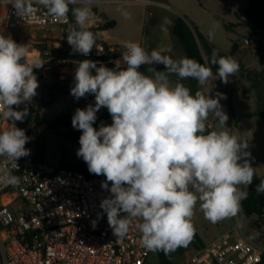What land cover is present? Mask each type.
Segmentation results:
<instances>
[{
    "label": "clouds",
    "instance_id": "9594fccd",
    "mask_svg": "<svg viewBox=\"0 0 264 264\" xmlns=\"http://www.w3.org/2000/svg\"><path fill=\"white\" fill-rule=\"evenodd\" d=\"M10 2L19 17L34 11L33 0ZM35 2L53 21L67 22L71 11L74 24L68 25L67 42L75 52L87 56L93 48L99 49L87 27L93 13L86 5L91 0L71 9L78 0ZM169 23L165 18L162 30ZM213 35L210 31L209 38ZM123 47L126 51L113 62L114 68L97 66L99 62L90 59L76 66L70 94L77 100L95 96L94 105L77 108L72 117L73 128L81 131L76 155L90 173L106 177L101 187L110 196L101 200L100 208L114 236L122 239L134 226L145 248L168 253L187 246L197 203L212 223L234 217L247 198L238 186L250 185L255 175L248 143L238 140L226 126L228 116L220 103L224 94L205 96L199 90L192 94L182 83L171 86L169 76L181 81L191 78L204 86L215 80L212 66H218L216 74L228 83L239 64L232 56H220L216 49L204 64L187 57L173 59L168 47L148 51L130 41L123 42ZM27 53L26 45L0 34V119L13 125L0 131V158L10 166L0 170V183L12 185L18 177L10 169L18 168L17 161L30 155L25 147L30 138L15 125L28 115L27 105L39 87L33 69L43 65L29 63ZM157 64L165 70H156ZM142 65L149 66L150 74L139 70ZM21 105L24 108L18 110ZM102 107L112 123H101L97 130L93 125ZM209 113L217 118L218 130H207ZM256 190L264 192V180Z\"/></svg>",
    "mask_w": 264,
    "mask_h": 264
},
{
    "label": "built area",
    "instance_id": "2783aa9c",
    "mask_svg": "<svg viewBox=\"0 0 264 264\" xmlns=\"http://www.w3.org/2000/svg\"><path fill=\"white\" fill-rule=\"evenodd\" d=\"M103 2L112 0H91L87 5ZM77 6H85L84 0L69 7ZM0 7L2 18L9 26L71 24V11L67 22L53 21L35 0L33 13L23 17L16 15L10 0H0ZM14 41L26 45L27 56L34 54L37 61L43 63L34 68L42 78L55 75L61 81L73 83L81 60L97 61V66L100 63L113 65L114 60H107L106 56L126 51L123 45L96 40L99 49L93 48L84 56L62 38L58 42H44L41 48L23 39ZM260 45L256 37L238 43L239 48L247 49L253 57L258 55ZM15 126L23 128L21 121ZM206 126L208 131L214 129L211 123ZM11 127V121L0 119V131ZM17 163L18 168L10 170L18 177V183H0V264H151L152 251L141 244V234L134 226L122 239H117L109 227L107 215L100 208L101 200L110 196V192L101 187L105 177L53 167L45 161L19 159ZM6 167L10 166L0 158V170ZM257 220L264 231V210ZM263 254L264 246L241 231L223 235L197 251L188 264H260Z\"/></svg>",
    "mask_w": 264,
    "mask_h": 264
},
{
    "label": "rangeland",
    "instance_id": "374dc122",
    "mask_svg": "<svg viewBox=\"0 0 264 264\" xmlns=\"http://www.w3.org/2000/svg\"><path fill=\"white\" fill-rule=\"evenodd\" d=\"M105 5L97 6L96 12L92 11L90 19L102 18L104 21H114L117 26L112 28L108 36L112 40L133 41L137 32L132 28V23L138 22L140 30L143 23L162 24L164 19L173 21L176 16L185 17L193 24L198 31L209 37V32H214L211 38L221 49L229 51L234 42L240 43L243 39L256 37L261 41L258 55L253 57L247 49L239 48L238 59L240 60L245 73L236 72L229 77V82L224 83L219 76L213 73L215 80H209L207 84L200 88V91L207 96L215 97L217 93H223L226 98L221 99L223 111L227 114L226 126L230 128L232 135L238 140L247 142L251 153L250 161L255 167L258 176L264 175V32H252L246 25L242 15L243 6L239 0H115ZM248 3L249 0H242ZM130 2V3H128ZM1 13V7H0ZM149 14L153 16H149ZM240 23L238 27L226 31L224 26ZM31 30L23 31L18 28L8 29V36L11 38H22L28 42L34 31L33 45L42 47L44 42H58L61 38L68 44L64 35L68 26L55 27H28ZM97 41L102 42L103 36L96 34ZM173 59L185 57L182 48L174 41L171 53ZM114 66V65H113ZM115 67V66H114ZM108 67V68H114ZM164 71V70H163ZM37 77L39 87L37 95L33 97L31 103L27 105L33 113H38L44 119L54 120L59 115L68 113L74 115L77 108H85L89 104H95V96L88 94L79 100L70 94L73 82L61 81L55 75L50 78H42L38 70H33ZM185 87L195 91L191 87V81H183ZM55 90L51 92V87ZM199 90L197 86L196 91ZM51 102V103H50ZM51 104V105H47ZM24 105L20 106V110ZM97 115L105 117L106 122H111L112 118L106 108H101ZM206 123L213 125V130H218L217 118L210 113ZM22 123V122H21ZM25 133L30 130L35 134L45 137V162L53 167L74 164L87 167L82 158H78L76 153L80 145L71 143L64 137L65 130L60 128L55 134L45 125H40L31 121L23 124ZM30 142L33 140L30 138ZM93 174V173H92ZM106 178V177H105ZM240 190L246 192V185H239ZM194 230L199 239L206 245H211L223 235H232L243 231L255 242L264 234L263 226L257 220V216L245 218L241 211L236 216L224 219L217 223H212L204 218L197 203L194 216L192 218ZM194 250H189L184 255L176 258L177 264H188ZM151 264H157V260L152 258Z\"/></svg>",
    "mask_w": 264,
    "mask_h": 264
},
{
    "label": "trees",
    "instance_id": "16d2710c",
    "mask_svg": "<svg viewBox=\"0 0 264 264\" xmlns=\"http://www.w3.org/2000/svg\"><path fill=\"white\" fill-rule=\"evenodd\" d=\"M244 22L250 28H254L257 31L264 32V0H249L248 4L242 11ZM71 24H74V17L71 13ZM195 30L198 41L196 40L190 26ZM240 23L229 24L224 26L226 31L232 30L233 27L240 26ZM115 26L114 21H110L96 29L97 31H104L111 29ZM171 35L177 41V44L182 48L185 57L191 58L199 63L207 64L211 58L213 49L218 50L220 56H232L239 64V72L245 73V70L238 59V42H234L232 48L229 51L222 50L219 46L211 42L207 37L201 34L196 27L193 26L190 22L187 21L185 17L176 16L174 18ZM64 38L67 39V33L64 35ZM63 56H66V53L63 52ZM107 60L113 61L115 59L114 55L106 56ZM107 67H114L112 64H108ZM218 66H212L213 73L217 72ZM35 70V69H34ZM140 70V69H139ZM191 81V87L196 92L197 86L199 85L196 80L189 78ZM51 92L55 90L54 86L51 88ZM51 103V102H50ZM51 105V104H47ZM72 117L68 113L59 115L54 120H47L39 116L38 113H33L31 108H28V115L22 121L23 124L27 125L31 121H34L37 124L45 125L50 131L57 134L60 128L65 130L64 137L66 140L71 143L79 145V137L81 131L73 128L72 126ZM101 123L104 125H110L111 122H106L105 117H99L97 115V120L93 127L99 129ZM29 138L33 140V143L29 142L25 145L26 148L30 149V155L27 157H22L20 160H32L37 162L45 161V137L28 131L26 134ZM252 164V162L250 161ZM253 166V164H252ZM65 169H71L75 171H80L86 175L92 176L88 168L77 166L74 164H68L66 166H60ZM255 171V169H254ZM104 177L103 175H96ZM261 180H264L263 176H258L255 171L252 183L246 185L247 198L243 199L240 204V211L245 218H250L252 216L260 215L264 210V192H257V185L260 184ZM258 243L264 246V234L258 239ZM206 247V245L199 239L197 233L193 232L192 237L187 243V246L178 247L174 251L165 253L164 251H152L151 258L157 260V264H177L176 258L184 255L189 250H194L195 254L197 251ZM193 256V255H192ZM260 264H264V254Z\"/></svg>",
    "mask_w": 264,
    "mask_h": 264
},
{
    "label": "crops",
    "instance_id": "0c3cea01",
    "mask_svg": "<svg viewBox=\"0 0 264 264\" xmlns=\"http://www.w3.org/2000/svg\"><path fill=\"white\" fill-rule=\"evenodd\" d=\"M112 2H117L115 0H112ZM239 2L242 4L243 9L246 7V5L248 3H243L242 0H239ZM111 2H103V3H96V4H92V5H86L88 7H90L92 9V11L96 12L97 10V6L99 5H107ZM130 3V2H128ZM77 7H81V6H77ZM3 15V9L1 8V13H0V34H3L4 36H8V29L9 28H14L12 31H17L18 28H21L23 31H29L31 30L28 27H24V26H9L7 25V23L5 22V20L2 18ZM151 14H149L150 16ZM153 16V15H151ZM174 21V20H173ZM173 21H171L169 24L166 25V29L167 30H162L161 25L162 24H155V23H143L142 27H141V31L139 33L140 30V25L138 22L136 23H132V28L135 29V31L137 32L136 36H134V40L130 41V42H135L138 43L141 47L145 48L148 51H151L153 49L159 50L160 47H168L171 49V52L168 53L171 56L172 50H173V43L174 41L177 43V41L172 37L171 35V27L173 24ZM105 23H107V21H104L102 18H97V19H90L87 27L89 30H94L93 33L96 31L97 33H100L101 36H103V38L101 39L102 42L106 43V44H110V45H123V41H118V40H112L110 39V37L108 36V33L110 31H112L111 29H107L104 31H100V30H96L99 27H101L102 25H104ZM117 26V23H115V26ZM113 27V28H114ZM39 30H37L38 32ZM36 31L33 32V34L28 37V42L33 44V40H34V35L38 34ZM200 32V31H199ZM201 34H203L202 32H200ZM95 34V33H94ZM205 37H207L211 42H213L214 44H216L214 41H212L207 35L203 34ZM13 40H17V39H23L22 38H12ZM24 40V39H23ZM178 45V44H177ZM217 45V44H216ZM218 46V45H217ZM223 50V49H222ZM225 51V50H224ZM115 56V60L120 59L122 56V52L117 53ZM115 66V64H113ZM126 67V66H123ZM149 66L145 65V66H141L140 71L141 72H146V74H150L147 73L146 69ZM154 67L156 68V70L158 71H163L165 70V66L163 64H157L154 65ZM34 70V69H33ZM169 80L171 82V86H175L176 83H182L184 86L185 84L183 83L184 80H179L178 77L176 75H170L169 76ZM199 87V91L200 88L202 86L198 85ZM210 115V113H209ZM254 167V166H253ZM255 169V167H254ZM257 174V173H256Z\"/></svg>",
    "mask_w": 264,
    "mask_h": 264
},
{
    "label": "bare ground",
    "instance_id": "6f19581e",
    "mask_svg": "<svg viewBox=\"0 0 264 264\" xmlns=\"http://www.w3.org/2000/svg\"><path fill=\"white\" fill-rule=\"evenodd\" d=\"M30 32V31H29ZM27 60L29 63L33 62V61H37L36 56L34 54H30L27 56ZM38 62V61H37ZM125 66V65H122Z\"/></svg>",
    "mask_w": 264,
    "mask_h": 264
},
{
    "label": "water",
    "instance_id": "95a60500",
    "mask_svg": "<svg viewBox=\"0 0 264 264\" xmlns=\"http://www.w3.org/2000/svg\"><path fill=\"white\" fill-rule=\"evenodd\" d=\"M190 26V25H189ZM190 28H191V30H192V32H193V34H194V36H195V38H196V40L198 41V38H197V35H196V32H195V30L190 26ZM251 30H252V32H256L257 30L256 29H254V28H251ZM91 31H94V30H91Z\"/></svg>",
    "mask_w": 264,
    "mask_h": 264
}]
</instances>
